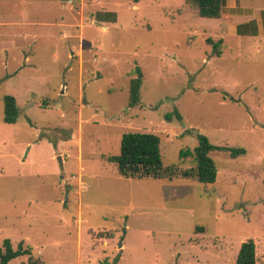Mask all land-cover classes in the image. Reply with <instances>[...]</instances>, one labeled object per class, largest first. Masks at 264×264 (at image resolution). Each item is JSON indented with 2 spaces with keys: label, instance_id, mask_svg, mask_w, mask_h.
Masks as SVG:
<instances>
[{
  "label": "rangeland",
  "instance_id": "374dc122",
  "mask_svg": "<svg viewBox=\"0 0 264 264\" xmlns=\"http://www.w3.org/2000/svg\"><path fill=\"white\" fill-rule=\"evenodd\" d=\"M242 6L256 29L264 0ZM228 27L192 0H0V246L46 264H235L253 239L264 264V29ZM130 131L158 134L178 175L124 176L107 158ZM199 134L247 154L212 151L214 183L184 177Z\"/></svg>",
  "mask_w": 264,
  "mask_h": 264
},
{
  "label": "trees",
  "instance_id": "16d2710c",
  "mask_svg": "<svg viewBox=\"0 0 264 264\" xmlns=\"http://www.w3.org/2000/svg\"><path fill=\"white\" fill-rule=\"evenodd\" d=\"M139 2L140 0H133ZM202 17L218 18L222 15L226 0H192ZM242 27H239L241 33ZM207 42L221 55L219 47L222 39L215 41L208 38ZM142 78H133L131 81V105L139 104L141 100ZM5 117L7 123H15L19 116L18 102L15 96L4 97ZM199 144L194 151L182 149L181 158L195 156L196 165L182 171L184 177L196 178L202 183H214L217 180L218 170L211 152L218 150L237 158L247 154L245 147H234L213 144L206 135L199 134ZM108 161L116 163L120 172L131 178L151 176L159 179H173L178 175L177 167H164L161 150V137L152 132L130 131L123 134L121 151L118 155L109 156ZM200 229V228H199ZM203 229V228H201ZM27 255V263L22 264H46L44 260L33 255L30 248H25L21 242L18 249H14L9 239L0 246V264H9L16 257ZM120 257L117 256L112 263L105 258L102 264H117ZM235 264H258L257 245L253 239L244 241L241 245Z\"/></svg>",
  "mask_w": 264,
  "mask_h": 264
},
{
  "label": "crops",
  "instance_id": "0c3cea01",
  "mask_svg": "<svg viewBox=\"0 0 264 264\" xmlns=\"http://www.w3.org/2000/svg\"><path fill=\"white\" fill-rule=\"evenodd\" d=\"M242 4H243V0H226V5L224 7L223 13L220 17H218L219 19H225L226 22L229 24L228 33H230V37L235 36L236 32H237V35H242V34L247 35L246 33L258 34L260 33L262 29H264L263 27L264 25L261 26V23L264 22V7H260L258 10H256L253 16L251 17L252 20H255L257 22V25H256L257 28L256 29L254 28L250 31H246L243 29V24L238 22L237 15L235 14L236 12L244 13L245 15L248 14L247 9H245L242 6ZM240 26L242 27L241 33L239 32ZM221 39L225 44L226 39L220 38L219 40Z\"/></svg>",
  "mask_w": 264,
  "mask_h": 264
},
{
  "label": "water",
  "instance_id": "95a60500",
  "mask_svg": "<svg viewBox=\"0 0 264 264\" xmlns=\"http://www.w3.org/2000/svg\"><path fill=\"white\" fill-rule=\"evenodd\" d=\"M60 161H62L61 157H60ZM63 166V165H62Z\"/></svg>",
  "mask_w": 264,
  "mask_h": 264
}]
</instances>
